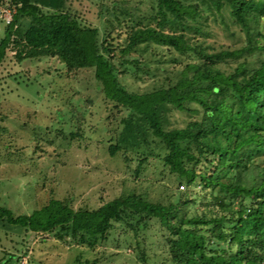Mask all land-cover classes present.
Returning a JSON list of instances; mask_svg holds the SVG:
<instances>
[{
  "label": "trees",
  "instance_id": "1",
  "mask_svg": "<svg viewBox=\"0 0 264 264\" xmlns=\"http://www.w3.org/2000/svg\"><path fill=\"white\" fill-rule=\"evenodd\" d=\"M10 4L15 11L0 38V64L11 51L16 60L55 58L67 73L91 69L102 97L123 112L108 155L133 162L134 177L157 160L177 185L176 200L166 204L134 190L93 209L51 198L28 215L0 207V222L31 233L57 229L59 239L64 231L92 245L116 223L136 230L155 219L167 233L170 264H264V0H156L154 24L130 29L122 47L99 41L96 28L65 8ZM201 7L225 11L237 27L225 39L239 45L214 50L190 41L188 33L208 35ZM156 46L190 59L171 58L174 65L165 66L161 55L152 65ZM131 54L137 58H124ZM129 70L156 76L159 86L129 92L119 81ZM71 111L79 123L82 113ZM175 111L191 119L171 127ZM195 185L200 192L191 190Z\"/></svg>",
  "mask_w": 264,
  "mask_h": 264
},
{
  "label": "rangeland",
  "instance_id": "2",
  "mask_svg": "<svg viewBox=\"0 0 264 264\" xmlns=\"http://www.w3.org/2000/svg\"><path fill=\"white\" fill-rule=\"evenodd\" d=\"M30 1L45 6V10L65 8L81 25L96 28L98 40L105 39L112 47L124 46L130 29L154 24L156 19V0ZM201 21L208 35L188 33L190 41L214 50L223 44L239 45L232 38L225 39L227 32L237 30L225 11L220 14L201 7ZM3 31L0 20V38ZM154 51L152 65L161 55L165 66L174 65L168 62L171 58H189H179L159 46ZM145 56L149 58L147 52ZM124 58L137 57L131 54ZM119 81L133 93L159 86L156 76H133L130 70L121 74ZM72 107L82 113L79 123ZM122 115V110L113 108L102 97L91 69L67 73L55 58L16 60L8 52L0 64V207L14 216L28 215L51 198L69 197L74 208L85 205L93 209L130 190L145 194L152 202L175 201L176 179L157 160L134 177L133 162H124L119 154L108 155L107 146L118 133ZM190 119L175 111L170 126L183 127ZM70 133L77 135L72 137ZM191 190L201 191L197 185ZM148 222L136 230L116 223L105 241L92 245L64 231L63 239H59L57 229L27 233L19 226L0 222V264L8 258H26L28 264H170L167 233L157 220ZM14 260L8 263L16 264Z\"/></svg>",
  "mask_w": 264,
  "mask_h": 264
},
{
  "label": "built area",
  "instance_id": "3",
  "mask_svg": "<svg viewBox=\"0 0 264 264\" xmlns=\"http://www.w3.org/2000/svg\"><path fill=\"white\" fill-rule=\"evenodd\" d=\"M14 6L7 2H0V20L4 25L11 24Z\"/></svg>",
  "mask_w": 264,
  "mask_h": 264
},
{
  "label": "crops",
  "instance_id": "4",
  "mask_svg": "<svg viewBox=\"0 0 264 264\" xmlns=\"http://www.w3.org/2000/svg\"><path fill=\"white\" fill-rule=\"evenodd\" d=\"M12 227H15V226H12ZM8 228V227H7ZM22 230H24L23 228H21ZM25 231V230H24ZM27 232V231H25ZM28 233V232H27ZM23 259V260H22ZM12 260L14 259H9L8 260H5V262L3 264H9L8 262H11ZM0 261H1V258H0ZM16 264H28V261H26V258H21L20 260H14Z\"/></svg>",
  "mask_w": 264,
  "mask_h": 264
}]
</instances>
